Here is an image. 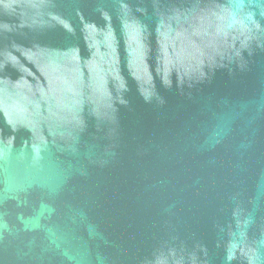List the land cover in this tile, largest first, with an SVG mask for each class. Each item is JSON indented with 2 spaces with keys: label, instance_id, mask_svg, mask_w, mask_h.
I'll return each instance as SVG.
<instances>
[{
  "label": "water",
  "instance_id": "1",
  "mask_svg": "<svg viewBox=\"0 0 264 264\" xmlns=\"http://www.w3.org/2000/svg\"><path fill=\"white\" fill-rule=\"evenodd\" d=\"M0 264H264V0H0Z\"/></svg>",
  "mask_w": 264,
  "mask_h": 264
}]
</instances>
